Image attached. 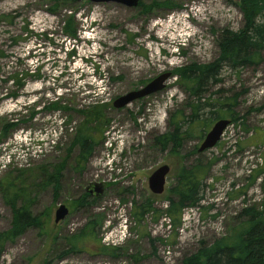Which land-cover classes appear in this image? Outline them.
I'll return each mask as SVG.
<instances>
[{
    "label": "rangeland",
    "instance_id": "374dc122",
    "mask_svg": "<svg viewBox=\"0 0 264 264\" xmlns=\"http://www.w3.org/2000/svg\"><path fill=\"white\" fill-rule=\"evenodd\" d=\"M171 2L167 10H153L86 0H0V119L6 120H0V182L19 177V183H36L33 171L37 174L43 163L51 169L65 157L70 128L78 120L75 112L108 103L106 132L82 170L67 165L56 199L51 188L32 193L31 212L43 221V230L30 227L0 245V264H134L132 255L138 264H180L201 243L229 235L241 209L264 210L260 179L247 187L264 160L263 51L255 69L238 76L223 70L222 83L206 95L219 100L235 95L234 111L245 125L244 130L239 124L229 126L216 147L201 154L212 166L199 206L182 211L176 229L165 216L154 223L146 215L141 226L132 217L133 202L148 198L157 210L166 209V189L174 185L177 171L191 165L193 157L187 155L198 141L190 139L179 152L151 146L153 136L167 130V117L185 103L187 96L175 78L163 91L123 109H113V100L162 73L210 63L222 32L243 26L240 10L229 0ZM71 19L74 34L68 35L64 28ZM13 76L20 79L19 86ZM55 103L70 112L54 111ZM14 125L2 138L4 126ZM161 165L170 172L164 193L155 196L148 177ZM88 183L106 190L93 207H72ZM60 204L69 215L55 224ZM11 220L0 194V233ZM89 220L95 237L83 239L82 250L59 258L68 248L65 239ZM141 227L158 241L141 237Z\"/></svg>",
    "mask_w": 264,
    "mask_h": 264
},
{
    "label": "trees",
    "instance_id": "16d2710c",
    "mask_svg": "<svg viewBox=\"0 0 264 264\" xmlns=\"http://www.w3.org/2000/svg\"><path fill=\"white\" fill-rule=\"evenodd\" d=\"M65 1L72 4L77 3L75 0ZM148 3H150L148 8L153 10L158 4L155 0H150ZM237 7L242 14L243 27L237 32L225 30L222 32L219 36L221 38L216 43L218 53L213 61L205 65L190 63V66L187 65L172 71L177 86L185 92L187 97L182 109L170 114L166 132L153 136L152 147L159 151H165L169 146L173 152L175 150L179 152L185 142L194 138L201 140L210 124L223 118L230 119V124L234 126L239 124L244 130V118L238 116L234 111L237 104L235 95L227 99L223 97L221 100L212 99L211 95L206 96L222 83L219 75L223 70L238 76L241 70L255 69L263 60L264 0H242ZM71 22L72 19L67 21L64 28L65 33H70L68 35L74 34ZM12 78L17 86L21 84L17 76ZM107 104L87 106L75 112L78 114V120L70 128V142L65 157L59 165L51 169L43 163L36 170L37 174L33 171L37 179L36 183L32 182L27 185L19 183V177L4 179L5 182H0L1 198L12 213L10 228L0 233V245L13 241L30 227L43 230V221L31 212L34 202L32 193L36 194L51 188L56 199L62 172L67 165H70L75 172L82 170L90 159L95 145L106 132L108 126L105 114ZM51 108L54 111L70 112L58 103L52 105ZM0 120L1 124L6 123V120ZM69 121L72 123L73 120ZM3 129L5 131L2 138H5L9 130L15 129V125L6 128L4 126ZM187 156L193 157V161L189 167L183 166L184 168L176 172L174 185L166 191L165 210L154 208L151 198L140 204L133 202L134 207L131 214L137 222V226L144 223L146 215H151L154 223L165 216L169 224L176 229L181 224L182 211L186 208L199 206L202 201L205 180L212 163L205 161L197 154V147ZM262 162L260 167L253 170L247 187L252 185L256 179H260V189L264 197V160ZM26 196L30 197L29 201ZM86 199L87 196L84 193L74 201L75 206L71 205L84 208L88 205ZM235 218V224L229 235L221 236L211 244L201 243L194 252L185 255L180 264H264V210L259 211L256 206L243 208ZM93 222L89 220L82 231L65 239L68 248L62 251L59 258L82 250L83 239L90 240L95 237ZM129 231L131 232V229ZM139 232L141 237L149 238L150 243L158 241L145 235L142 227ZM106 249L100 248L102 252ZM109 253L114 255L112 251ZM130 258L133 259L134 264L139 263L140 259L136 255H132Z\"/></svg>",
    "mask_w": 264,
    "mask_h": 264
},
{
    "label": "water",
    "instance_id": "95a60500",
    "mask_svg": "<svg viewBox=\"0 0 264 264\" xmlns=\"http://www.w3.org/2000/svg\"><path fill=\"white\" fill-rule=\"evenodd\" d=\"M81 1V0H76ZM90 3H116L128 8H134L137 6L138 0H87ZM241 1V0H235ZM171 77L170 73H162L152 79L143 87L127 92L126 94L117 97L113 102L112 106L115 109H122L127 107L133 101L144 99L152 94L161 92L165 87V82ZM230 124L229 120L219 119L211 128L206 132L203 140L198 148V153L204 152L208 149L213 148L221 138L223 131ZM170 169L168 165H162L154 170L148 178V189L153 195H161L165 189L166 177ZM96 195L102 194V187L100 184H94ZM68 215V209L66 206L60 204L54 213V223L58 224L63 221Z\"/></svg>",
    "mask_w": 264,
    "mask_h": 264
},
{
    "label": "flooded vegetation",
    "instance_id": "af4514ba",
    "mask_svg": "<svg viewBox=\"0 0 264 264\" xmlns=\"http://www.w3.org/2000/svg\"><path fill=\"white\" fill-rule=\"evenodd\" d=\"M155 1L158 3L155 6V10H167L172 4V2H171L172 0H155ZM137 5H138L139 9H144L145 7H148L150 5V3L146 2L145 0H138ZM164 132H166V129ZM100 186L102 187V194L101 195H103V191L106 190V186L105 185H100ZM84 193L87 196L86 204H88L89 207H93V205L96 203V200H98L99 197H101V195L95 194L94 183H88L84 188ZM82 228H84V227H82Z\"/></svg>",
    "mask_w": 264,
    "mask_h": 264
}]
</instances>
